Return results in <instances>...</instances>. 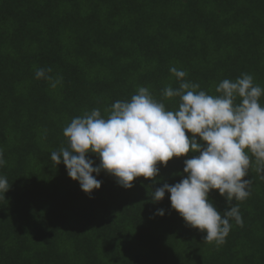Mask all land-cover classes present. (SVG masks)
Returning <instances> with one entry per match:
<instances>
[{
    "label": "trees",
    "instance_id": "obj_1",
    "mask_svg": "<svg viewBox=\"0 0 264 264\" xmlns=\"http://www.w3.org/2000/svg\"><path fill=\"white\" fill-rule=\"evenodd\" d=\"M173 66L213 96L243 73L264 88V0H0V176L10 186L0 192V264H264V173L250 152L251 194L232 201L243 225L232 221L219 246L186 224L170 193L151 199L198 153L158 164L132 188L93 173L102 184L90 195L51 160L73 118L93 109L107 118L141 86L177 110L180 98L163 96L180 85ZM40 67L62 77L56 87L35 77ZM209 199L222 214L231 206L218 189Z\"/></svg>",
    "mask_w": 264,
    "mask_h": 264
},
{
    "label": "clouds",
    "instance_id": "obj_2",
    "mask_svg": "<svg viewBox=\"0 0 264 264\" xmlns=\"http://www.w3.org/2000/svg\"><path fill=\"white\" fill-rule=\"evenodd\" d=\"M169 70L180 85L166 87L163 96L179 97L177 110L166 109L141 86L130 101L114 102L107 118L99 109L73 118L63 130L67 146L51 152L50 157L56 165L62 161L68 175L90 195L102 184L93 173L105 170L119 185L132 188L138 177L156 178L158 164L167 166L173 157L198 153L184 161L187 175L181 181L164 183L152 191L151 199L159 202L170 193L172 208L186 224L206 232L204 241L219 246L225 243L232 221L243 225L239 206L232 201H243L251 194L252 180L244 179L252 163L249 152L255 157L256 171L264 173V105L260 103L264 88L243 73L234 81H221L216 87L220 95L213 96L197 91L199 84L185 81L184 70L174 66ZM51 72L50 67H40L35 77L56 87L62 77L54 79L48 75ZM90 152L99 155L98 166L88 158ZM4 164L0 151V166ZM9 188L7 178L0 176V192L5 194ZM214 189L231 205L223 214L209 199ZM157 214L165 211L158 209Z\"/></svg>",
    "mask_w": 264,
    "mask_h": 264
}]
</instances>
